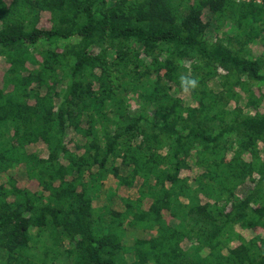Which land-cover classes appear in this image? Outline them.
<instances>
[{
    "label": "trees",
    "instance_id": "trees-1",
    "mask_svg": "<svg viewBox=\"0 0 264 264\" xmlns=\"http://www.w3.org/2000/svg\"><path fill=\"white\" fill-rule=\"evenodd\" d=\"M0 264H264V5L0 0Z\"/></svg>",
    "mask_w": 264,
    "mask_h": 264
},
{
    "label": "clouds",
    "instance_id": "clouds-1",
    "mask_svg": "<svg viewBox=\"0 0 264 264\" xmlns=\"http://www.w3.org/2000/svg\"><path fill=\"white\" fill-rule=\"evenodd\" d=\"M180 88L184 93H190L199 86L198 78L190 74H181L179 76Z\"/></svg>",
    "mask_w": 264,
    "mask_h": 264
},
{
    "label": "rangeland",
    "instance_id": "rangeland-1",
    "mask_svg": "<svg viewBox=\"0 0 264 264\" xmlns=\"http://www.w3.org/2000/svg\"><path fill=\"white\" fill-rule=\"evenodd\" d=\"M205 19H209L210 20L211 18H210L209 15L206 14L205 15ZM212 32H213V29H211V27H210L209 28V33H212ZM254 50H255V53L259 51V49H257V48L254 49ZM211 86L213 87V83H211ZM191 164H192V166H191V171H190L191 173L190 174H191V176H193L196 172H198V170H197V168L195 166H193V163H191ZM249 187H251V185L248 184V183H246L244 185H241L237 189V193L243 194V193L247 192V190L249 189ZM128 194L133 197V195L135 194V187H133L132 190H131V192H128ZM137 234H139L140 236H144V235H146V232H144V233L138 232Z\"/></svg>",
    "mask_w": 264,
    "mask_h": 264
},
{
    "label": "built area",
    "instance_id": "built-area-1",
    "mask_svg": "<svg viewBox=\"0 0 264 264\" xmlns=\"http://www.w3.org/2000/svg\"><path fill=\"white\" fill-rule=\"evenodd\" d=\"M235 1H237V2H241V1H243V2H255L257 4L264 5V0H235Z\"/></svg>",
    "mask_w": 264,
    "mask_h": 264
}]
</instances>
